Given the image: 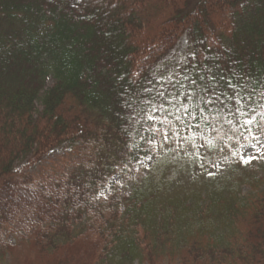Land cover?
I'll return each mask as SVG.
<instances>
[{"label": "trees", "instance_id": "trees-1", "mask_svg": "<svg viewBox=\"0 0 264 264\" xmlns=\"http://www.w3.org/2000/svg\"><path fill=\"white\" fill-rule=\"evenodd\" d=\"M190 1L0 0V264H264V174L231 149L264 104V0ZM149 141L129 190L98 195Z\"/></svg>", "mask_w": 264, "mask_h": 264}, {"label": "rangeland", "instance_id": "rangeland-1", "mask_svg": "<svg viewBox=\"0 0 264 264\" xmlns=\"http://www.w3.org/2000/svg\"><path fill=\"white\" fill-rule=\"evenodd\" d=\"M193 1L196 0H191L189 4L192 5L191 2ZM186 47L187 37L183 35L175 45L174 49L168 54L166 60L171 64L180 61L185 56ZM51 84V79L47 78L46 86H50ZM263 117L264 104L262 109H260L256 114L249 118L250 120H252L251 124L246 123V121L249 119L245 121L246 132L241 134L239 143L237 145L231 146L233 152L238 151L239 157L242 161H248L252 163L253 167L256 169V176L259 177L264 174V136L262 134L263 128L261 127ZM168 135L170 136V134ZM189 135H192L190 139ZM172 137V140L174 141H186L190 145L191 151L189 157L193 158L195 163H199V165H202V163H207L206 156L209 154H206V151L203 150V141L199 133H195L194 130L192 132H188L186 129H184L183 132L177 133L176 137ZM146 147L149 153L142 156L138 161L134 162L133 166H130L127 172L113 173L108 179V184L99 190L98 195H107L113 192H115L116 195L126 193L130 188L131 180L135 178V176L139 175L140 166L144 167L148 165L153 159L154 155L152 153V141H149ZM227 153L228 150H225L223 152V154ZM223 154L214 156V162L212 163H223ZM250 157L254 158L249 159ZM71 158L72 152L68 146L56 148L47 155L44 161L40 162L37 165L29 167L26 172L33 175H38L42 173L45 168L57 166L61 169V164H63V166H66V163H68ZM62 162H64L65 164ZM26 163V160L16 163L15 169L20 170L21 168L25 167ZM199 168L194 169L190 175L186 173H179L177 176H175L173 188L186 189V194L190 196L191 191L194 190L195 185H197L196 182L203 181L206 176L208 177V174L210 172L211 174L214 173L213 170L208 171L205 168ZM248 189L249 188L247 186L242 187L243 192L248 191ZM10 241L12 242L11 239Z\"/></svg>", "mask_w": 264, "mask_h": 264}, {"label": "snow or ice", "instance_id": "snow-or-ice-1", "mask_svg": "<svg viewBox=\"0 0 264 264\" xmlns=\"http://www.w3.org/2000/svg\"><path fill=\"white\" fill-rule=\"evenodd\" d=\"M201 79H203V77H201ZM196 83V81H193V84H195ZM228 87H230V88H233V91H235L236 90V85H233L232 84V82L229 80L228 81ZM203 91H208V89L207 88H205V89H203ZM158 95H163V93H159ZM203 99V101L205 102V103H211V100H210V98H207V97H204V98H202ZM169 103H171V101H169ZM161 108H162V105H161ZM153 111H155L156 109H152ZM149 119H152V117L151 116H149L148 117ZM246 123L247 124H251L252 123V120H247L246 121ZM165 139H167V136L165 135ZM254 157H250L249 159H253ZM209 175H211V173H209Z\"/></svg>", "mask_w": 264, "mask_h": 264}]
</instances>
